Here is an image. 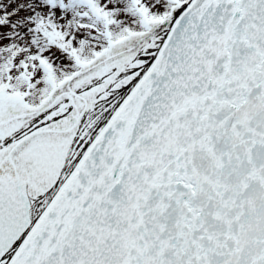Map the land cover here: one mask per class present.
Listing matches in <instances>:
<instances>
[{
	"label": "snow or ice",
	"instance_id": "snow-or-ice-1",
	"mask_svg": "<svg viewBox=\"0 0 264 264\" xmlns=\"http://www.w3.org/2000/svg\"><path fill=\"white\" fill-rule=\"evenodd\" d=\"M0 264H264V0H0Z\"/></svg>",
	"mask_w": 264,
	"mask_h": 264
}]
</instances>
